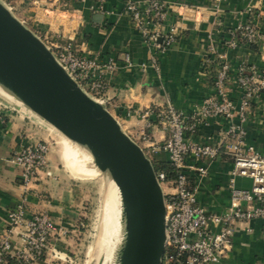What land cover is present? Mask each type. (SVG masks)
Wrapping results in <instances>:
<instances>
[{
  "label": "crops",
  "instance_id": "obj_1",
  "mask_svg": "<svg viewBox=\"0 0 264 264\" xmlns=\"http://www.w3.org/2000/svg\"><path fill=\"white\" fill-rule=\"evenodd\" d=\"M163 1L185 5L176 8L183 15L172 12L167 26L163 27L168 30L173 24L178 29L173 45L159 54V71L149 63L152 49L125 11L124 0H107L104 10L98 8L96 0L5 2L14 10L21 9L24 15L27 13V20L32 19V23H41L47 34L53 31L62 35L63 39H75L79 44L78 49L84 54L97 57L102 62L114 59L118 68L106 76V97L110 102L108 109L136 140L146 129L162 141L167 132L159 125L155 115L147 116L146 113L151 108L159 110L172 103L186 114H192L214 92V77L221 63L218 53L224 51L225 41L230 37L229 30L240 19L258 21L263 38L259 45L241 44L230 49L228 58L233 68L242 61L264 68V0H225L219 9L213 6L212 0ZM24 6L27 10L23 9ZM188 6L201 7V10L194 12ZM249 7L253 8L251 15L245 12ZM56 9H62L63 15L57 12V16H52ZM17 14L21 19L22 14ZM126 54L133 65L125 61ZM144 62L149 63L146 68L141 67ZM232 91V97L239 100L240 92L234 87ZM14 104L8 97L0 98V234L7 228L8 212L18 203L25 204L29 216L45 211L54 222L51 249L34 264H63L68 251L61 247L63 244L60 242L69 236V228L74 223L77 183L73 181L75 179L64 180L60 172L61 163L54 157L49 156L47 167L41 169L30 183L24 182L20 167L8 162L15 151L49 135L47 122L25 108H16ZM127 114L134 116L126 118ZM123 122L127 123L125 127ZM225 128L224 118L213 117L201 125L199 139L211 143L222 142ZM247 128L249 142L263 151L264 92L252 104ZM153 143L160 142L146 141L139 144L148 153H153L152 156L150 154L153 160L167 162L168 156L164 151L153 152ZM200 164L207 167L206 175L196 170L190 172L197 184V204L208 212L221 213L230 202L233 161L221 154L213 161H202ZM235 186L251 188L252 180L237 176ZM63 229L67 230L65 235ZM55 251L61 257L55 255ZM9 262L13 263L14 259L9 258ZM224 264H264L262 219L237 223L233 244Z\"/></svg>",
  "mask_w": 264,
  "mask_h": 264
},
{
  "label": "built area",
  "instance_id": "obj_2",
  "mask_svg": "<svg viewBox=\"0 0 264 264\" xmlns=\"http://www.w3.org/2000/svg\"><path fill=\"white\" fill-rule=\"evenodd\" d=\"M224 1L212 0V4L219 9ZM106 2L96 0L100 10H104ZM6 5L12 9L10 4ZM183 5L163 0H124L125 11L152 49L149 63L157 71L160 70L159 54L173 45L178 29L173 24L168 30L163 27L167 26L172 12L183 15L176 10ZM188 7L194 12L201 10L197 6ZM252 9L249 7L245 12L251 15ZM229 34L224 51L218 53L221 63L214 77L215 90L192 114H186L172 103L159 110L151 108L146 113L147 116L155 115L167 132L163 142L153 143L151 147L153 152L164 151L172 167L171 173L165 170L157 172L166 206V245L162 264H224L233 244L237 223L254 219L264 221V150L249 142L247 128L252 104L264 92V68L244 61L233 68L228 58V51L241 44L259 45L263 34L259 22L251 18L240 19ZM43 40L79 85L107 107L110 102L106 97V76L117 70V62L114 59L102 62L97 57L73 49L71 44L60 47ZM125 61L133 65L128 54ZM149 63L144 62L141 67L146 68ZM233 87L240 92L239 100L231 95ZM213 117L226 120V128L222 132L224 141H200L201 125ZM141 136L146 139L144 132ZM49 151L47 141H38L15 151L8 162L20 167L24 182L30 183L41 169L47 167ZM221 154L233 161L230 202L221 213L208 212L197 204V184L190 172L196 170L206 175L208 169L200 162L213 161ZM237 176L251 178L252 187H236ZM53 231L54 222L47 212L29 216L25 204L18 203L8 212L7 228L0 234V264H34L41 260L51 249ZM55 255L60 256L56 251ZM9 258L14 262L10 263Z\"/></svg>",
  "mask_w": 264,
  "mask_h": 264
},
{
  "label": "water",
  "instance_id": "obj_3",
  "mask_svg": "<svg viewBox=\"0 0 264 264\" xmlns=\"http://www.w3.org/2000/svg\"><path fill=\"white\" fill-rule=\"evenodd\" d=\"M0 86L92 153L118 186L126 219L119 264H162L166 206L152 159L87 93L45 41L0 0Z\"/></svg>",
  "mask_w": 264,
  "mask_h": 264
},
{
  "label": "rangeland",
  "instance_id": "obj_4",
  "mask_svg": "<svg viewBox=\"0 0 264 264\" xmlns=\"http://www.w3.org/2000/svg\"><path fill=\"white\" fill-rule=\"evenodd\" d=\"M3 1L5 2L6 0H3ZM14 4L15 3H13L12 5ZM15 5L19 6V4H15ZM212 7L210 6V8ZM25 8L26 7L24 6L23 9ZM12 11L14 13L17 12L18 14L19 13L22 14L21 9L14 10L12 8ZM57 12L60 14V16L63 15L62 9L61 10L56 9V13L51 12L52 13L51 15L57 16ZM22 15H21L22 17L21 20L23 19L24 23L27 26L29 25V27H31L33 31H35V33H37L43 39L47 40L49 43H53L55 44V46H60V47H64V46H67L68 44H71V47H73V49L80 51L78 49L79 44L77 43L75 39H69V40L66 38L63 39L64 37L62 35H57V33H53V31L50 34H47L44 31L45 29L42 28L41 23L40 24L39 23L37 24L36 22L32 23L31 22L32 19L27 20V13L25 15L24 14ZM2 97L7 98L5 97V95H3L0 92V98ZM8 98L12 100L13 102H15L14 106L16 108H19V109L25 108L23 105H21L19 100L16 99L17 97L9 96ZM131 116H134V114H130V115L127 114L126 118H129ZM126 124H127L126 122H123L124 127ZM48 126H49L48 127L49 135H47L46 138L39 139L40 141H47L50 144L48 160H49V156L51 158L54 157L56 159H59L61 163L60 172L62 173L64 180L75 179L73 181L77 183V189L74 192V196L76 199V202H75L76 213L74 215V223H72L71 227L69 228L70 230L68 231L69 236L65 237V239L60 242L61 244H63V246L61 245L60 246L63 247L64 250L68 251V256H66V259L64 260L63 264H100L101 258H105L107 260V256H109L108 258L109 260L113 257L112 252L110 255L109 250L108 252L107 250L105 251L103 250L101 254L100 252L99 253L97 252V247L99 245V242H101V237L104 232V224H105V217H106L105 215L109 209V208L106 209V206L111 205L113 200L115 201L116 210L118 212V221H117L118 225H116V233H117L116 236H117L118 241L122 239V230L124 227L123 219L125 221V213H124L121 195L119 194V191L117 189L107 188L108 187L107 176L103 174L102 172H100V170L97 167H95V165L91 161H89V157H88L89 155H87V152L85 150H84L85 151V155H84L81 149L82 155L80 159L81 161L80 167L86 173V175H84L83 177L80 174H74L73 171H71V169L67 168L65 166L66 165L65 161L62 157V150H61L60 142L61 141H70V142L72 141L73 142V140L67 138L65 135L60 133L54 127L50 125ZM143 130L146 135V139H143L141 138L142 136L141 137L139 136V138H137V141H139V143L142 144L146 141L147 142L156 141L160 143L163 142V140L162 141L157 140L156 136L155 135L153 136V134L148 132L146 129H143ZM140 131L142 132V129ZM135 137H138V136H135ZM155 144H158V143H155ZM149 154H151L152 156L153 153H149ZM108 199L111 202V204L110 202L108 204ZM66 232L67 230L63 229V233H64L63 235H65ZM107 243H109V241ZM108 246L109 244H107V247ZM115 254H116V250L114 253V257H115ZM107 263L108 261L104 262V264H107Z\"/></svg>",
  "mask_w": 264,
  "mask_h": 264
},
{
  "label": "bare ground",
  "instance_id": "obj_5",
  "mask_svg": "<svg viewBox=\"0 0 264 264\" xmlns=\"http://www.w3.org/2000/svg\"><path fill=\"white\" fill-rule=\"evenodd\" d=\"M0 92L3 95L7 96V97H9V96L10 97H12V96L14 97L13 94L9 93L8 91L3 89L2 87H0ZM16 99L19 100L21 105H23L26 109L31 111L33 114H35L40 119H42L45 122H47L40 115H38L36 112H34L29 106H27L25 103H23L19 98H16ZM49 125L52 126L51 124H49ZM60 143H61L62 157H63V159L65 161V164H66L65 166L67 168L71 169V171H73L74 174H80L83 177H84V175H86V173L80 167V165H81L80 159H81V155H82L81 154V149H82L84 155H85V151L87 152V155H89L88 156L89 157V161H91L95 165V167H97L96 164H95L94 157H93L92 153L90 152V150L88 149V147H86V146H84L82 144H79V143H77L75 141H73V142L72 141L71 142L70 141H61ZM100 172L105 174L107 176V178H108V187L107 188H109V189H117L119 191V194H120V190H119L118 186L116 185L115 181L112 179V177L109 174V172L108 171H101V170H100ZM109 202L110 201L108 199V204H109ZM110 204H111V202H110ZM111 205H108L109 207L106 206V209L107 208H109V209H108V211L106 210L107 213L105 215L106 217H105V224H104V232H103V235L101 237V242H99V245L97 247V252L98 253L100 252V254H101L103 250L104 251L107 250V252L109 250L110 251V255H111V252H112V254H113L112 256L113 257L108 260L109 256L106 255L107 256V260L105 258H101L100 259L101 260L100 264H104L105 261L106 262L108 261L107 264H112V262H113V264H119L120 253H121V249H122V246L124 244L125 236H126V219H125V221L123 219V226L124 227H123V230H122V239L118 241L117 236H116L117 235V233H116V225H118V223H117V221H118V212L116 210V206H115V201L114 200L112 201ZM108 241H109V243H107ZM117 242H118V244H117ZM107 244H109L108 247H107ZM115 250H116V254H115V257H114Z\"/></svg>",
  "mask_w": 264,
  "mask_h": 264
},
{
  "label": "trees",
  "instance_id": "obj_6",
  "mask_svg": "<svg viewBox=\"0 0 264 264\" xmlns=\"http://www.w3.org/2000/svg\"><path fill=\"white\" fill-rule=\"evenodd\" d=\"M155 166L156 171H160V170H165L169 173H171L170 171L172 170V167L170 166L169 162H164V161H156V160H152ZM171 174H169L170 176Z\"/></svg>",
  "mask_w": 264,
  "mask_h": 264
}]
</instances>
